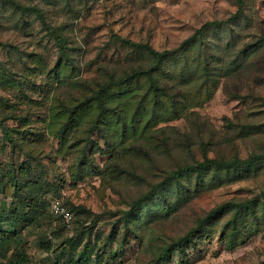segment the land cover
I'll return each mask as SVG.
<instances>
[{
    "label": "trees",
    "instance_id": "trees-1",
    "mask_svg": "<svg viewBox=\"0 0 264 264\" xmlns=\"http://www.w3.org/2000/svg\"><path fill=\"white\" fill-rule=\"evenodd\" d=\"M236 2L233 15L204 22L168 49L117 36L127 47L122 61L99 63L89 78H74L77 73L63 27H53L41 9L34 8L56 39L62 61L42 71L47 82L51 80L49 70L54 77L72 79H61L54 87L46 118L41 120L43 129L31 125L36 113L33 107L15 111L18 104L0 96V126L4 128L0 149L8 148L11 158L10 162L0 161V192L4 194L0 201V264H28L30 235L40 248L52 253L41 264H122L117 250L101 253L98 249L113 242L122 247L131 235L139 240L141 250L150 251L147 264H166L173 251L192 247L202 234H211L216 223L226 230L222 238L229 245L243 242L264 226L263 189L262 196L216 205L182 234L169 239L152 234L193 196L222 185L229 175L249 176L264 166V120L251 118L253 113L246 109L235 112L234 118L223 117L224 127L218 130L196 109L212 98L220 84L228 97L246 104L250 98L264 106V24L259 23V33L244 39L252 21L243 13L245 0ZM226 26L227 39L208 35L210 30ZM5 81L0 83L10 84ZM14 86L23 92L22 82ZM24 98L26 103L33 101L27 93ZM42 102L36 99V105ZM8 119L17 123L8 126ZM177 119H183L182 129L160 125ZM47 134L57 139L56 153L70 157L67 170L72 182L96 175L103 186L127 195L129 208L123 210L101 246L87 236L91 229L80 228L75 234L76 222L95 220L96 212L83 204L64 203L73 215L67 227L61 215L47 208L50 201L43 188L47 171L32 163L44 165ZM248 140L254 148L243 158L238 142ZM98 151L108 155L103 166L94 157ZM15 153L24 154L26 160L17 164ZM121 222L125 231L119 234ZM143 231L149 233L145 240Z\"/></svg>",
    "mask_w": 264,
    "mask_h": 264
},
{
    "label": "rangeland",
    "instance_id": "rangeland-1",
    "mask_svg": "<svg viewBox=\"0 0 264 264\" xmlns=\"http://www.w3.org/2000/svg\"><path fill=\"white\" fill-rule=\"evenodd\" d=\"M236 3V0H0V82L7 83L6 78L10 83L4 84L5 86L0 83V96L8 103L18 104L15 111L33 107L36 113L32 116L31 125L33 129H43L45 122L41 120L46 118L54 87L61 79L65 80L63 82L72 79L65 78L64 75L54 77L53 71L49 70L51 80L50 83L47 82L44 73L62 61L57 41L37 15L35 7L41 9L46 22L53 27H63L77 73L74 78H89L97 72L99 63L122 61L127 47L120 43L117 36L148 42L158 50L168 49L178 45L204 22L233 15L237 11ZM243 13L252 21L251 27L244 32V39H249L259 33V23L264 24V1L245 0ZM237 21L241 22L242 19ZM231 25L235 27V23L232 22ZM228 31L226 26L212 29L208 35L225 40L229 37ZM18 81L22 82L23 92L14 86ZM25 93L32 96V103H26ZM38 98L43 99V102L36 105ZM248 101L246 104L228 97L220 84L212 98L196 109L218 130L224 127L223 117L234 118L235 112L242 113L246 109L253 113L251 118L256 117L262 122L264 106L250 98ZM1 117L0 112V119ZM15 123L17 120H6L8 126ZM160 125H177L182 129L184 121L177 119ZM3 129L0 126V146ZM92 135L97 138L96 133ZM56 144L57 139L47 134V144L44 147L47 154L42 157L44 165L38 161L32 162L36 169L44 167L47 171L43 185L46 196L50 201L65 192V204H83L96 212L98 217L95 220L90 218L83 224L76 222L75 234L80 228L91 229L87 236L97 246H101L116 220L121 219L123 210L129 208L127 195L122 194L121 189L103 186L96 175L72 182L67 170L70 157L62 158L58 155ZM253 148L254 143L250 140L238 142V153L243 158L252 153ZM94 157L99 166H103L108 155L98 151ZM13 158L20 164L27 157L15 153ZM2 160L11 161L8 148L0 149V161ZM263 189L264 166L249 176L236 178L229 175L222 185L193 196L177 213L157 225L152 234L163 236L164 239L182 234L195 225L198 216L204 215L216 205L232 199L262 196ZM3 198L4 194L0 192V201ZM10 199L9 196L6 197L7 201ZM48 205L50 210V203ZM226 217L228 215L223 219ZM220 224L213 225L211 234H202L192 247L173 251L166 264H264V226L244 238L243 242L229 245L222 238L226 230L223 231ZM124 231L125 226L121 222L118 233ZM140 233L144 240L147 239L148 232ZM55 242L58 243L57 240ZM29 243L31 260L28 264H41L46 257L52 255L40 248L33 235L29 236ZM79 249L80 246L75 248L76 251ZM114 249L119 252L122 264H147L150 261V251L141 250L139 240L132 235L122 247H117L116 242L107 243L98 251L103 253Z\"/></svg>",
    "mask_w": 264,
    "mask_h": 264
},
{
    "label": "built area",
    "instance_id": "built-area-1",
    "mask_svg": "<svg viewBox=\"0 0 264 264\" xmlns=\"http://www.w3.org/2000/svg\"><path fill=\"white\" fill-rule=\"evenodd\" d=\"M65 192H61L58 197H54L50 200V210L52 213L56 215H61L67 227L71 226L73 215L69 211V209L64 205ZM58 264H64L63 262H59Z\"/></svg>",
    "mask_w": 264,
    "mask_h": 264
}]
</instances>
